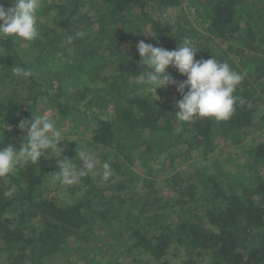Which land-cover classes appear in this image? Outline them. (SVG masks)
I'll use <instances>...</instances> for the list:
<instances>
[{
  "label": "rangeland",
  "instance_id": "obj_1",
  "mask_svg": "<svg viewBox=\"0 0 264 264\" xmlns=\"http://www.w3.org/2000/svg\"><path fill=\"white\" fill-rule=\"evenodd\" d=\"M4 1L6 6L13 3V0ZM51 1L64 3L68 0ZM256 1L254 10L260 18L254 22V40L246 36L243 25V37L231 41L222 40L207 29L214 0H180L179 4L169 7L162 5L160 0L146 2L147 11L168 26V33L177 42L182 44L185 38L190 39L199 49L196 55L203 57V51L208 52L210 58L222 59L235 71L246 74L237 90L256 109L255 123L227 137L218 130L209 151L191 145L189 133L180 120L175 128L178 138L166 136L159 155L153 158L142 154L141 150L146 145L128 147L125 152H120L103 144H94L92 132L97 118L112 119L114 109L126 106L133 94H144L153 102H164L175 95V85L158 89L157 96L155 89L138 82V75L146 70V66L139 63L137 44L141 40L150 43L151 37L150 26L138 11L127 14L112 30L108 18L102 15L104 12L99 11V1L89 0L81 14L83 17L86 13L87 17L82 18L79 28L71 30L76 36L69 33L55 39L54 47L48 46L33 58L36 78L46 86L50 85V91L52 88H59V91L36 106L25 101L23 120L31 119L34 112H47L55 118L66 138L61 142L64 149L62 158L71 160L73 167L79 170L82 161L77 156L78 152L86 150L95 153L97 163L94 173L69 184L64 183L60 176L57 159L51 154L42 156L37 165L49 168L44 195L59 204H71L86 193L88 186L82 177H89L94 185L103 188L120 182L127 185L120 191L119 207L110 214V222L94 219L85 227L88 230L81 234L80 239L71 241L51 257L43 258L41 264H158L127 238L128 227L136 224L138 218L137 224H141L144 214L155 215L153 202L156 204L158 199V212L166 221H171L178 212H182L180 206L189 205L193 192L198 197V201L191 203L194 212L199 215L209 208V177L217 180L223 189L239 192L256 183L259 168L253 166L251 152L257 143L264 140V0ZM81 32L83 36L78 35ZM70 36L73 39L69 44L67 39ZM100 39H104V47H99L97 40ZM13 86V81L2 86L0 98L11 92ZM20 93L24 95L25 89ZM60 103L74 105L75 108L63 115L58 110ZM8 128L14 130L7 135L0 128V141L4 147L13 145L19 150L26 132L19 125L14 128L8 124ZM123 132L118 136L124 135ZM125 133L133 136L134 130L128 126ZM71 149L74 152L72 156ZM104 163L110 166L108 180L103 179ZM27 252L28 260L23 264L37 261L39 248L30 247ZM190 254L197 260L196 264H214L208 251L188 250L176 244L169 248L167 258L180 264ZM0 264H13L8 250L0 251Z\"/></svg>",
  "mask_w": 264,
  "mask_h": 264
},
{
  "label": "trees",
  "instance_id": "obj_2",
  "mask_svg": "<svg viewBox=\"0 0 264 264\" xmlns=\"http://www.w3.org/2000/svg\"><path fill=\"white\" fill-rule=\"evenodd\" d=\"M98 1L101 7L99 11L104 12L102 15L108 18L112 30L127 14L138 11L150 26L151 44L168 50L179 46L180 43L168 33V26L147 11V0ZM179 2L180 0H160L166 7ZM257 2L214 0L208 31L222 40L231 41L243 37L241 29L245 25L246 36L254 40V22L260 18L256 9L254 10ZM42 3L38 12L40 35L34 41H21L13 37L0 39V88L14 82L13 90L0 98V128L6 135L14 130L9 129L8 124L16 128L23 120L25 101H31L36 106L41 100L52 98L53 92L58 94L59 88H52L50 91V85L46 86L36 78L33 58L48 46L54 47L55 39L69 33L76 36L71 30L79 28L82 18L87 17L86 13H83V17L81 14L89 0H68L64 3L42 0ZM0 4L6 9L12 6V3L6 6L4 0H0ZM42 16L47 19H39ZM104 33L107 37L110 36L109 33ZM104 39L97 40L99 47H104ZM203 52V57L196 55L197 60L210 58L208 52ZM219 57L222 58L221 55ZM17 67L30 69L33 75L27 79L18 76L14 72ZM169 72L178 82L187 78L174 67H170ZM21 89H25L24 95L20 93ZM234 95L238 100L233 115L227 121L199 117L192 122L181 121L189 133L188 138L193 147H204L209 151L218 130L227 137L254 125L256 109L244 100L237 89ZM180 99L182 95L177 91L176 85L174 97L164 102H153L144 94H133L126 106L114 109L112 119L97 118L92 140L95 145L103 144L120 152H125L128 147L131 149L146 145L141 150L142 154L156 157L166 143V136L178 138L175 133L179 124L175 103ZM74 108V105H58L59 113L63 115ZM128 126L133 128V136L125 133ZM122 131L124 135L118 136ZM0 147H4L1 141ZM72 151L73 149L70 156L74 153ZM251 160L259 170L256 183L250 188L241 192L226 190L217 180L209 177L211 203L204 213L198 215L194 212L191 203L198 201V197L193 192L189 205L180 206L182 212H178L173 220L166 221L157 210V199L156 204L153 202L155 215L144 214L140 219L141 224H137L138 218L136 224L128 227L127 238L158 264H175L167 258L173 244L184 246L188 250H206L211 254L214 264H264V140L254 146ZM48 172V167L30 163L20 167L14 174H9L8 178L0 177V251L8 250L13 264L25 263L30 247L40 249L39 258L31 264H41L43 258L51 257L71 241L80 239L81 234L88 230L85 227L94 219L110 222V214L119 207L120 191L127 187L124 182H120L103 188L94 185L89 177H82L88 186L83 198L63 205L44 195ZM9 191L11 194L5 195ZM107 191L110 192L109 195L106 194ZM196 262L190 254L180 264Z\"/></svg>",
  "mask_w": 264,
  "mask_h": 264
},
{
  "label": "clouds",
  "instance_id": "obj_3",
  "mask_svg": "<svg viewBox=\"0 0 264 264\" xmlns=\"http://www.w3.org/2000/svg\"><path fill=\"white\" fill-rule=\"evenodd\" d=\"M42 6V0H13L12 6L7 9L0 4V37L34 41L40 35L38 12ZM78 35L83 36L84 33ZM72 39L68 37L67 42L70 44ZM137 50L141 58L139 63L146 66V70L138 75L139 83L155 89L156 95L158 89H166L170 85H176L177 91L181 93L182 99L175 103L178 120L192 122L199 117L227 121L231 118L238 100L234 93L246 74L235 71L229 63L220 62L213 56L197 60L199 49L187 38L173 50L141 40ZM170 67L187 78L178 82L169 72ZM14 72L26 79L33 75L30 69L22 67L15 68ZM19 127L26 132L19 150L13 145L0 147V177H6L15 169L30 163L37 164L47 154L57 159L64 183H74L79 177L95 172L97 163L93 152H78L77 156L82 161L79 170L73 167L71 160L62 158L64 149L61 142L66 138L55 118L47 112H34L32 118L22 120ZM103 169V179L108 180L111 176L109 164L104 163ZM10 194V191L5 193Z\"/></svg>",
  "mask_w": 264,
  "mask_h": 264
}]
</instances>
